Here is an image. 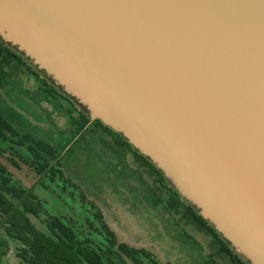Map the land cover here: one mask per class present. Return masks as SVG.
Listing matches in <instances>:
<instances>
[{
	"label": "water",
	"instance_id": "water-1",
	"mask_svg": "<svg viewBox=\"0 0 264 264\" xmlns=\"http://www.w3.org/2000/svg\"><path fill=\"white\" fill-rule=\"evenodd\" d=\"M0 37L264 264V0H0Z\"/></svg>",
	"mask_w": 264,
	"mask_h": 264
},
{
	"label": "rangeland",
	"instance_id": "rangeland-1",
	"mask_svg": "<svg viewBox=\"0 0 264 264\" xmlns=\"http://www.w3.org/2000/svg\"><path fill=\"white\" fill-rule=\"evenodd\" d=\"M8 70L0 86V109L19 129L58 148L67 176L100 207L120 241L152 251L162 264H232L227 255L218 252L217 240L210 232L184 218L177 208L170 210L155 201L159 194L155 176L133 151L121 148L113 135L95 127L92 134L73 138L66 113L71 107L77 115L82 107L59 92L52 98L44 90L42 71L27 59L12 62ZM5 136H0V161L19 184L34 189L46 210L41 217L30 214L32 221L42 230H46L43 219L47 214L69 216L79 225L86 222L91 212L82 201L81 190H66L55 183L62 180L46 177L27 146ZM0 231L8 241L4 264H22L17 256L21 243ZM142 264L153 263L145 259Z\"/></svg>",
	"mask_w": 264,
	"mask_h": 264
},
{
	"label": "trees",
	"instance_id": "trees-1",
	"mask_svg": "<svg viewBox=\"0 0 264 264\" xmlns=\"http://www.w3.org/2000/svg\"><path fill=\"white\" fill-rule=\"evenodd\" d=\"M23 59L29 61L0 37V86L9 75L8 67L11 63L21 62ZM44 77L43 84L46 86L44 90L52 98L57 97L59 92L66 99L73 100L45 74ZM67 111L68 122L75 133L73 138L80 133V138L85 137L87 133L92 134L95 127L113 135L121 148L133 151L155 176L159 187V194L155 200L157 203L164 204L170 210L173 207L177 208L183 213L184 218L210 232L217 240L218 252L227 255L232 264H251L244 260L198 210L171 186L161 170L135 149L122 134L103 124L100 119L91 121L88 111L83 106L77 115L73 113L71 107ZM0 136H5V139L13 143L27 146L35 158L34 163L39 165V170L43 171L46 177L52 181L62 180L63 182L55 183L62 185L66 190L69 187L81 190L79 184L68 177L63 169L58 148L44 138L19 129L8 119L3 109H0ZM40 183L49 187L46 182ZM70 194L75 197L76 193L71 191ZM80 196L82 201L88 203L91 212L86 222L79 225L69 216L47 214L43 219L46 230H42L30 217V214L41 217L46 211L41 198L32 187L27 188L19 184L13 173L0 161V229L21 243L17 256L22 264H129V259L136 264H142L145 259L153 264H162L152 251L120 241L116 232L107 223L100 207L93 200H88L82 190ZM7 247L8 241L0 231V264H4V256L8 253Z\"/></svg>",
	"mask_w": 264,
	"mask_h": 264
}]
</instances>
